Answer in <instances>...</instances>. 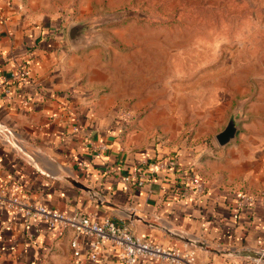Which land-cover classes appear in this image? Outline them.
Returning <instances> with one entry per match:
<instances>
[{
	"label": "crops",
	"instance_id": "obj_1",
	"mask_svg": "<svg viewBox=\"0 0 264 264\" xmlns=\"http://www.w3.org/2000/svg\"><path fill=\"white\" fill-rule=\"evenodd\" d=\"M57 19L35 12L29 0H0V77L6 82L0 85L6 128L0 195L16 184L33 205L131 223L135 234L164 249L204 241L198 264H227L220 252L229 249L241 251V264H249L264 248V211L254 207L234 219L236 193L243 182L260 190L264 172L230 175L225 160L214 163L188 147L142 149L144 123L132 126L134 115L120 108L127 96L116 90L113 70L93 47L73 46ZM22 59L29 61L31 79L12 83ZM170 154L178 159L176 173L161 172L141 189L124 182L147 159ZM192 177L203 183V194H185ZM72 240L70 230L0 208V264H120L109 243L91 263L87 241L75 256Z\"/></svg>",
	"mask_w": 264,
	"mask_h": 264
},
{
	"label": "rangeland",
	"instance_id": "obj_2",
	"mask_svg": "<svg viewBox=\"0 0 264 264\" xmlns=\"http://www.w3.org/2000/svg\"><path fill=\"white\" fill-rule=\"evenodd\" d=\"M29 1L58 17L66 36L94 20L90 46L127 96L120 108L134 115L131 125L144 123L142 149L188 147L225 160L227 174H263L264 0ZM237 113V137L221 147L216 135ZM246 183L239 190H264Z\"/></svg>",
	"mask_w": 264,
	"mask_h": 264
},
{
	"label": "built area",
	"instance_id": "obj_3",
	"mask_svg": "<svg viewBox=\"0 0 264 264\" xmlns=\"http://www.w3.org/2000/svg\"><path fill=\"white\" fill-rule=\"evenodd\" d=\"M31 79L29 61H19L18 69L10 76L12 83L26 84ZM0 77V85L5 84ZM6 95L9 91L5 90ZM6 132V128L0 124V133ZM146 167H140L136 171L126 175L124 182L127 186L138 189L143 188L149 179L156 177L161 172H177L178 159L176 155L166 158L145 161ZM204 185L200 179L192 177L188 180L186 195H201ZM258 207L264 211V190L256 194L237 192L235 201L234 219L241 221L242 214L250 209ZM0 208L10 214L21 215L27 222L43 221L52 230H70L73 232L71 247L74 255L80 254V243L86 240L88 243V259L91 263H97L102 255L106 243L111 244L117 252L120 264H141L143 259H150L163 264H198L199 251H205L207 244L204 241H187L184 247L164 249L152 241L146 240L135 234L131 223H118L110 218L96 221L94 216L73 214L69 215L57 210L49 209L43 205H33L29 199L21 195L20 187L14 184L10 192L3 190L0 195ZM263 241H260L262 244ZM227 264H241L244 255L241 251L229 249L220 252ZM249 264H264V248L260 249L257 256L249 258Z\"/></svg>",
	"mask_w": 264,
	"mask_h": 264
},
{
	"label": "water",
	"instance_id": "obj_4",
	"mask_svg": "<svg viewBox=\"0 0 264 264\" xmlns=\"http://www.w3.org/2000/svg\"><path fill=\"white\" fill-rule=\"evenodd\" d=\"M95 26L94 20L78 22L68 28V38L75 47H87L92 44V32ZM242 116L237 113L231 117L226 128L216 135V140L221 147L233 142L240 129Z\"/></svg>",
	"mask_w": 264,
	"mask_h": 264
},
{
	"label": "trees",
	"instance_id": "obj_5",
	"mask_svg": "<svg viewBox=\"0 0 264 264\" xmlns=\"http://www.w3.org/2000/svg\"><path fill=\"white\" fill-rule=\"evenodd\" d=\"M60 22H61V21H60ZM168 156H171V154H170V155L163 156V157H161V158H155V160H157V159H162V158H166V157H168Z\"/></svg>",
	"mask_w": 264,
	"mask_h": 264
},
{
	"label": "bare ground",
	"instance_id": "obj_6",
	"mask_svg": "<svg viewBox=\"0 0 264 264\" xmlns=\"http://www.w3.org/2000/svg\"><path fill=\"white\" fill-rule=\"evenodd\" d=\"M257 256V255H256Z\"/></svg>",
	"mask_w": 264,
	"mask_h": 264
}]
</instances>
